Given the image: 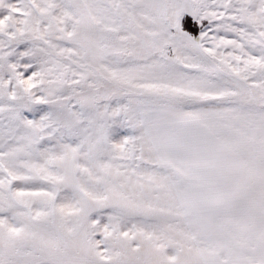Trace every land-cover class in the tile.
I'll return each mask as SVG.
<instances>
[{
    "label": "snow or ice",
    "instance_id": "1",
    "mask_svg": "<svg viewBox=\"0 0 264 264\" xmlns=\"http://www.w3.org/2000/svg\"><path fill=\"white\" fill-rule=\"evenodd\" d=\"M0 264H264V0H0Z\"/></svg>",
    "mask_w": 264,
    "mask_h": 264
}]
</instances>
